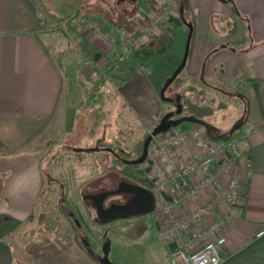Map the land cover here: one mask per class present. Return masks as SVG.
Masks as SVG:
<instances>
[{
	"label": "rangeland",
	"instance_id": "obj_1",
	"mask_svg": "<svg viewBox=\"0 0 264 264\" xmlns=\"http://www.w3.org/2000/svg\"><path fill=\"white\" fill-rule=\"evenodd\" d=\"M35 1L41 10L45 28L54 38V48L49 49L64 80L61 105L72 110L66 117L69 129L77 124L75 131L65 135L61 131L62 123H52V127L44 129L31 147L21 151L33 152L38 159L43 179L41 195L30 219L3 222L4 215H0V240L12 246L17 255L15 264H101L97 257L103 254L105 240L111 244L109 259L113 263L158 264L161 245L153 213L132 221L117 220L103 224L98 221L95 209L85 203L83 195L96 189L90 181L101 170L103 174L106 171L104 167L111 162L112 155L107 149L126 150L131 152L130 156L140 155L137 150L141 144L143 147L144 140L161 117L176 110L174 102L161 98L160 91L182 61L185 38L182 42L178 38L176 44H172L168 58L164 55L142 62L140 56L136 57L135 78L134 73L131 76L128 63H131L134 53L157 39L174 20H183L179 10L181 0H145V7H138V1L130 0ZM166 7L169 14L164 10ZM162 11H166L165 17ZM186 14L192 19L190 11ZM89 21L96 22L99 29L87 25ZM155 25L147 43L134 48L130 46V55L123 58L125 46L142 36L144 27ZM74 28L79 38L83 36L86 43L90 41L95 45L93 49L100 53L97 61L90 58L93 49L87 52L80 47L81 56L77 44L74 48V42L78 40L71 33ZM113 29L120 34L114 36ZM111 45L116 47L111 49ZM62 50L66 53L60 57ZM146 67L149 73L143 72ZM113 71L121 76L130 74L131 78L126 82L114 78L110 74ZM89 73L94 74L92 77L95 80L87 77ZM181 81L180 78L178 83L166 90L167 98L181 95L184 89ZM148 88L155 92L154 101L149 99ZM211 88L199 81L197 96L194 97L197 106L186 104L182 112L183 116L199 118L202 124L183 122L158 135L154 139L155 144L175 132L193 127L203 129L211 136L228 137L237 122V99ZM194 98H191L192 101ZM141 108L148 112L155 108L159 110L147 127L139 116ZM59 116L63 117L64 112L60 110ZM238 130L233 136L239 137ZM80 246L94 258L86 250L91 259L87 254L82 258L68 255V251H79Z\"/></svg>",
	"mask_w": 264,
	"mask_h": 264
},
{
	"label": "crops",
	"instance_id": "obj_2",
	"mask_svg": "<svg viewBox=\"0 0 264 264\" xmlns=\"http://www.w3.org/2000/svg\"><path fill=\"white\" fill-rule=\"evenodd\" d=\"M182 6L180 3V13ZM188 8L195 33L190 57L180 74L184 85L180 92L182 103L185 106L188 101L197 106L194 97L199 81L237 99L238 166L249 172L242 181L239 207L243 213L224 230L227 243L222 249L221 264H264V237H254L264 224V0H188ZM182 21L174 20L157 39L137 51L139 54H133L128 63L131 76L134 73L136 77V57L140 56L142 62L157 55L168 58L178 38L181 42L187 40L189 30ZM49 32L35 0H0V140L10 149L21 147L52 127V123H62L65 135L75 131L77 123L71 130L66 118L72 110L61 105L64 80L49 49L54 39ZM71 33L78 38L74 48L77 46L81 56L82 51L90 52L95 47L90 41L86 43L83 36L80 39L75 28ZM112 34L120 33L113 29ZM65 53L60 51V57ZM99 56V51L93 49L91 60L97 61ZM144 70L149 73L147 68ZM89 76L95 80L94 74ZM148 90L149 99L154 101V90ZM141 105L144 107V102ZM60 110L63 117H58ZM139 111L146 127L159 114L157 108ZM231 131L226 138L220 135L222 141L230 138ZM37 162L30 151L0 156V215L12 217H3V222L30 219L43 180ZM139 172L143 175V168ZM158 242L161 245L158 264H169V252L176 243L160 240L159 224ZM80 248L77 252L68 251V255L82 258L87 254L85 250L89 253ZM16 256L12 246L0 240V264H15Z\"/></svg>",
	"mask_w": 264,
	"mask_h": 264
},
{
	"label": "built area",
	"instance_id": "obj_3",
	"mask_svg": "<svg viewBox=\"0 0 264 264\" xmlns=\"http://www.w3.org/2000/svg\"><path fill=\"white\" fill-rule=\"evenodd\" d=\"M164 10L169 14L167 7ZM88 24L97 30L100 27L96 22ZM155 27H144V34L125 46L122 57L145 43ZM239 140L240 136H232L222 141L193 127L156 144L152 141L141 166L155 194L153 216L159 224V238L163 243H176L169 252V264L222 263L227 243L224 230L243 213L239 207L242 181L249 175L246 169L235 168L240 160ZM254 237H264V224Z\"/></svg>",
	"mask_w": 264,
	"mask_h": 264
},
{
	"label": "flooded vegetation",
	"instance_id": "obj_4",
	"mask_svg": "<svg viewBox=\"0 0 264 264\" xmlns=\"http://www.w3.org/2000/svg\"><path fill=\"white\" fill-rule=\"evenodd\" d=\"M176 103L174 102L175 105ZM177 117V115L173 116V118ZM218 138L222 139L223 136H219ZM101 148L103 150V147ZM107 150L111 152V162L104 167L106 171L103 174H101V170L100 174L90 181V185H94L93 187H96V189L83 195L85 203L95 209L99 222H101L99 206L110 209L112 207L131 204V207L139 206L141 209L146 205L150 193L153 192L144 180L143 175L139 172L142 169L141 164L135 165L129 163V161L138 158L141 154L138 156H130L131 152L126 150L119 152L113 148ZM141 201L144 205L139 203ZM133 210L135 208H132L131 211ZM142 216L144 215L119 218L117 220L132 221ZM105 242L107 243L109 241L105 240ZM100 256H103V254ZM100 256L97 258H100Z\"/></svg>",
	"mask_w": 264,
	"mask_h": 264
},
{
	"label": "water",
	"instance_id": "obj_5",
	"mask_svg": "<svg viewBox=\"0 0 264 264\" xmlns=\"http://www.w3.org/2000/svg\"><path fill=\"white\" fill-rule=\"evenodd\" d=\"M120 1H125V0H120ZM131 1H136V0H131ZM181 11L182 12L184 11L183 6L181 7ZM183 21L189 29L186 40L185 52L178 68L173 72V74L170 77L166 79L165 84L160 91V96L162 99L169 100L172 102H177L175 105L176 110L169 111L162 116L160 122L153 128V130L148 134V136L144 140V145L141 155L138 158L129 161V163L131 164H135V165L142 164L147 159L149 148L154 138L160 134L167 133L172 127H176L183 122H193L195 124H202V121L199 118L182 115L184 105L181 102V95H178L176 98H167L165 95L166 90L174 83L177 77L182 73L188 62L194 27L193 24L190 21H187L184 17H183ZM174 115H177L178 117L173 118ZM239 128L240 125L234 126V128L231 131V135H233L234 131L238 130ZM139 203H142V201ZM155 206H156L155 194L154 192H151L150 197L146 201V205L141 209L139 206L131 207V204L112 207L110 209H105L103 206H99L98 209H99V215L101 217V223L106 224L114 220H117L119 218H128L131 216L146 215L153 213L155 210ZM132 208H135V210L131 211ZM76 221L78 222V220ZM110 249H111V244L110 242H107L104 246L103 256H100L99 258L101 264H117V263H113L109 259Z\"/></svg>",
	"mask_w": 264,
	"mask_h": 264
},
{
	"label": "trees",
	"instance_id": "obj_6",
	"mask_svg": "<svg viewBox=\"0 0 264 264\" xmlns=\"http://www.w3.org/2000/svg\"><path fill=\"white\" fill-rule=\"evenodd\" d=\"M138 1V7H145L146 6V3H145V0H137ZM181 4L184 6V11L181 12V15L187 20V21H190L192 24H193V27H194V31H193V37H194V33H195V25H194V20L193 19H189L187 18V14L189 12V9H188V0H181ZM193 37H192V40H193ZM190 54H191V47H190V53H189V57H190ZM157 57H161L160 55H157ZM188 57V59H189ZM148 68V67H146ZM111 76H113L114 78H121V80L123 81H128L130 79V74L127 75V76H121V75H118L115 71H113V73H111ZM180 75L177 77V79L174 81L173 84L175 83H178V81L180 80ZM187 104H190V102L187 101ZM42 133V132H41ZM39 133L38 135H36L35 137H33L32 139H30L27 143H25L24 145H22L21 147L17 148V149H10L8 148L1 140H0V156H3V155H9V154H17V153H20L21 151L27 149L28 147H31L32 146V142L35 141L38 136L41 134ZM234 135V133H233ZM231 135V136H233ZM230 136V137H231ZM139 147V146H138ZM101 150V148H100ZM142 150H143V147H142V144L140 146V148L137 150V152H140L142 153ZM63 212L65 214H68L66 212V210L63 209Z\"/></svg>",
	"mask_w": 264,
	"mask_h": 264
}]
</instances>
